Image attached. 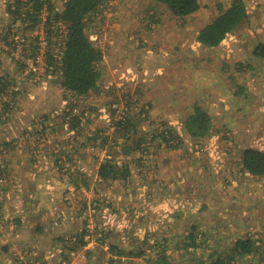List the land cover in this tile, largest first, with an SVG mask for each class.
<instances>
[{
  "label": "rangeland",
  "instance_id": "1",
  "mask_svg": "<svg viewBox=\"0 0 264 264\" xmlns=\"http://www.w3.org/2000/svg\"><path fill=\"white\" fill-rule=\"evenodd\" d=\"M154 1L110 0L100 8L87 26L104 54L99 86L72 96L54 66L46 69L49 50L60 59L65 25L59 22L49 36L45 7L34 29L26 30L31 21L16 24L10 13L16 1L0 0V80L10 84L3 103L0 96V108L7 106L0 111V165L7 171L0 182V230H21L9 212L15 209L26 218L21 235L38 240L21 244L18 255L13 251L12 264H58L63 253L75 254L67 258L71 264H154L162 255L172 264H197L196 256L226 253L239 239L261 247L242 262L262 264L264 178L244 173L241 156L247 143L263 136L251 120L254 108H245L255 99L242 96L261 89L264 96V60L254 57L264 45V0H241L247 19L211 48L198 34L235 0H198L200 9L184 19ZM52 4L63 10L62 0ZM37 102L46 105L41 113ZM197 106L212 118L204 139L187 131ZM125 113L132 118L129 133L117 137ZM228 116L241 123L246 117L250 136L229 128ZM167 132L175 134L168 142L161 137ZM139 141L142 151L134 144ZM124 146L131 149L127 154ZM109 159L127 164L134 181H101L99 168ZM39 188L43 197H36ZM119 209L133 215L134 225L122 226L118 216L120 229L106 227ZM66 217L70 228L57 231L56 222ZM192 226L202 246L187 247ZM85 230L87 244L76 240ZM73 241L74 251L68 248ZM6 262L0 252V264Z\"/></svg>",
  "mask_w": 264,
  "mask_h": 264
},
{
  "label": "trees",
  "instance_id": "2",
  "mask_svg": "<svg viewBox=\"0 0 264 264\" xmlns=\"http://www.w3.org/2000/svg\"><path fill=\"white\" fill-rule=\"evenodd\" d=\"M15 1V4L11 5V7L15 8H10V13L14 17V22L16 24L19 20L22 21V23L31 21V24L27 25L25 28L26 30L34 29L39 22V15L41 16L43 11H45V7H47L48 10L47 21L45 23L49 27V36L54 33V26L56 27L59 22L65 25L66 29L62 34L64 36L63 44L60 46L62 50L60 59L55 60L52 50H49L46 69L50 71V67L54 66V73H56L58 77L60 86L67 91V94L72 96H86L91 91L97 89L99 86L98 82L102 76L101 65L103 63L104 54L103 50L92 42L87 35V26L101 14L102 11L100 8L102 6L106 7V3L110 0H62L64 7L61 12L55 10L52 4L54 0ZM160 1L165 2L175 16L183 19L193 15L200 9L198 0ZM221 10L222 12L218 17L201 29L198 34L197 40L206 47L211 48L219 46L228 34L235 31L248 17L246 6L241 0H235L229 8L224 9L221 7ZM151 20L153 23L156 22L153 16H151ZM14 41L15 39L12 40L13 44ZM50 45L53 46V40L50 41ZM254 57L264 60V45H259L257 47L254 52ZM30 72L34 73L33 67L28 69L29 74ZM0 82H3V86L0 87V96H2L1 102L3 103V97L6 94L5 91L10 93V84L9 86H5L6 80L3 78H1ZM242 97L247 101L250 99L248 95ZM12 108L13 106H10L7 111H11ZM2 109H7L5 102L4 107L0 108V111H2ZM124 115L126 117L122 118L123 120H120L115 126L116 130L114 133L117 137L120 131L129 133L127 130L131 126L130 123L132 118L127 117L126 113ZM1 117L3 116L0 114V119H2ZM3 122L5 121L1 122L0 120V125ZM78 123H80V120H78ZM212 127L211 116L201 109L200 106L195 107L194 114L187 121V131L190 136L195 139H204L211 135ZM161 137L168 142L175 137V134L172 132L162 133ZM124 139L128 140L129 138L124 137ZM111 140L115 141L116 137H113ZM140 141L134 143L137 144L136 149H138V151H142L140 148V144L142 143ZM106 142H110L109 137H105L104 143L106 144ZM6 144L8 145L9 143ZM241 160L242 171L244 173L258 180L264 178V151L256 148H245L242 151ZM98 172L101 181L111 180L120 182L127 181L131 177V170L127 164L119 166L117 162L112 159L105 160L101 164ZM5 176H7V171L0 165V181L3 180ZM196 230L197 227L192 226L190 229L191 233L186 235V242H188L187 247L189 248L202 246L196 242V238H198L197 234L194 235ZM88 233L90 234V232L85 230V232L76 237V240L82 241L86 239ZM84 241L87 244V240ZM74 243L76 244V241L72 242L73 245L71 244L68 246V248L73 251L76 250ZM258 250H261V247L257 246L256 242H252L251 239H239L228 251H226V253H218L215 250L208 254L207 258H204L203 255L196 256L194 261H196L197 264H254L252 262L244 263L242 260L248 255H257ZM63 258L67 259L69 256L63 253ZM261 263L264 264V260H262ZM154 264L172 263L165 255H162L157 257Z\"/></svg>",
  "mask_w": 264,
  "mask_h": 264
},
{
  "label": "crops",
  "instance_id": "3",
  "mask_svg": "<svg viewBox=\"0 0 264 264\" xmlns=\"http://www.w3.org/2000/svg\"><path fill=\"white\" fill-rule=\"evenodd\" d=\"M261 92H262V89L259 90V92L251 93L250 94L251 95L250 100L255 99V102H254L253 105L250 104V106L245 105V108H246V110L249 107L250 108H254V111H255L256 114H255V117H253L251 120H252L253 126L262 128L261 133H262L263 136L261 138H257L256 141H252V143H250V144L247 143L245 145V148H256V149L264 151V125H263L264 124V96L261 94ZM42 103H45V101L43 100ZM37 106L39 108V113H41V111L45 108L46 105L44 104V105L40 106V102H37ZM245 112H247V111H245ZM245 112H243V113H245ZM255 118L259 119L258 123L255 122ZM244 120H245V122L241 123L240 121L238 122L234 118H231V117L228 116V127L230 128V126H231L233 128H238L239 130H243L245 124L248 122L246 117L244 118ZM246 129L247 128L244 129V131H246V133L250 132V130H248V129L246 130ZM257 144H260V146H257ZM44 159L47 162L50 161L48 159V157H46V156L44 157ZM44 159H43V163H44ZM138 174H140V173H138ZM136 177L140 178V177H143V176H137L136 175ZM134 178H135V176L131 175L132 181H134ZM43 181L44 182L49 181V177L45 178ZM47 189H48V187H45L44 191H47ZM42 192H41V190L39 188L36 193L38 194V193H42ZM48 192H50V191L45 192L44 195L45 194L49 195ZM39 195L40 194L36 195V197H38ZM44 195H40L39 197H43ZM130 209H132V208H130ZM14 210L15 209H11V210H9V212H11L10 214H11V217L13 219L16 218L14 223H18L21 226V230L18 233L17 232L16 233L11 232L9 234L6 233V235L0 230V243H2V244H0V247H1L0 248V252H2V254L5 256V258H7V262L5 264H12L11 263V258H12V252L13 251L17 255L21 253V251H20L21 250V244H29V245L32 246L35 242L38 241V240H26L27 238H24V236L21 235V233L27 232L26 231V229H27L26 218H25V215L20 217L18 212H13ZM0 211H3V210H1V208H0ZM18 211L20 212V210H18ZM39 215H40V212H39ZM110 216H111L112 219L109 222H106V227H115V228L120 229L121 226L117 223L118 222L117 221L118 220V216H119V219L122 221V224H121L122 226L123 225L133 226L134 223L136 222L133 219V215L132 214H127L126 212H124L123 210H120V209H119V213H118V215L116 217L114 216L113 213ZM13 219L10 220L11 223H12ZM5 220L10 222L9 219H5ZM68 221H70V217H66V218L62 219L60 222L57 221V222H59L58 225L60 226V228H58L59 230H57V231L65 230L66 229L65 225L70 228V225H69ZM1 222L5 223L4 221H2V218L0 217V223ZM24 224H25V226H24ZM43 225H45V224H43ZM0 228H1V225H0ZM38 232H40V233L43 232L42 228H39ZM22 238H23V240H22ZM40 241L45 243V244L46 243L48 244L52 240H40ZM15 251H17V252H15Z\"/></svg>",
  "mask_w": 264,
  "mask_h": 264
},
{
  "label": "built area",
  "instance_id": "4",
  "mask_svg": "<svg viewBox=\"0 0 264 264\" xmlns=\"http://www.w3.org/2000/svg\"><path fill=\"white\" fill-rule=\"evenodd\" d=\"M3 180H1L0 182H2ZM56 224L58 225V222H56ZM62 253V252H61ZM75 254L74 253H71V256L73 257ZM62 256V254H61ZM70 257V256H69ZM70 257V258H72ZM40 264V263H39ZM58 264H71L69 259H64L63 257L60 258V261L58 262Z\"/></svg>",
  "mask_w": 264,
  "mask_h": 264
},
{
  "label": "water",
  "instance_id": "5",
  "mask_svg": "<svg viewBox=\"0 0 264 264\" xmlns=\"http://www.w3.org/2000/svg\"><path fill=\"white\" fill-rule=\"evenodd\" d=\"M122 150H123V152H124L125 154H127L131 149H130L129 146H124V147L122 148Z\"/></svg>",
  "mask_w": 264,
  "mask_h": 264
}]
</instances>
